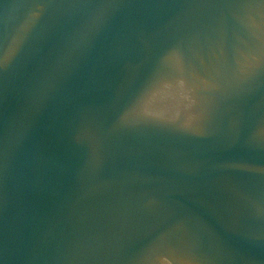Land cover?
<instances>
[{
    "label": "water",
    "instance_id": "water-1",
    "mask_svg": "<svg viewBox=\"0 0 264 264\" xmlns=\"http://www.w3.org/2000/svg\"><path fill=\"white\" fill-rule=\"evenodd\" d=\"M0 264H264V0H0Z\"/></svg>",
    "mask_w": 264,
    "mask_h": 264
}]
</instances>
